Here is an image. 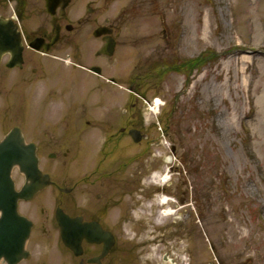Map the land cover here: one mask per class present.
Wrapping results in <instances>:
<instances>
[{"label": "rangeland", "instance_id": "374dc122", "mask_svg": "<svg viewBox=\"0 0 264 264\" xmlns=\"http://www.w3.org/2000/svg\"><path fill=\"white\" fill-rule=\"evenodd\" d=\"M120 2L132 18L112 68L139 94L122 90L120 78L105 95L86 94L91 79L74 73L73 96L86 120L100 113L118 119L121 112L129 120L139 111L147 139L123 143V156L105 159L97 153L101 142L70 140L67 158L50 160L52 150H43L41 167L67 177L99 161L126 166L127 174L140 170L133 212L127 221H113L123 228L113 264H169L165 255L174 264H264V0ZM15 94V109L8 107L0 120L19 119L25 131V103ZM155 99L162 105L153 113ZM165 174L167 182L157 185ZM12 179L20 189L23 176L14 170ZM160 197L170 200V217L158 212ZM44 198L39 193L35 200Z\"/></svg>", "mask_w": 264, "mask_h": 264}, {"label": "flooded vegetation", "instance_id": "af4514ba", "mask_svg": "<svg viewBox=\"0 0 264 264\" xmlns=\"http://www.w3.org/2000/svg\"><path fill=\"white\" fill-rule=\"evenodd\" d=\"M120 1L0 0V21L14 27L21 47L19 57L9 53L0 56V115L6 113L8 107L15 109L18 91L28 115L25 131L19 119L17 124H13V119H1V138L18 125L28 143L36 146L37 155L52 150L47 157L55 155L56 158L58 154L64 159L71 153L70 148L65 147L70 140L90 137L94 142H101L97 153L105 159L126 153L123 143H133L130 132L147 139L138 110L131 113L129 120L123 118L122 112L118 119L112 118L110 113H100L98 117L89 115L86 120L79 112L80 102L73 96L74 73L91 79L86 94L105 95L109 84L119 78L126 82V87L120 86L122 90L139 94L140 87L129 86L125 74H113L114 54L98 55L109 43L116 51L125 35V26L132 18ZM166 31L165 40L170 39ZM127 100L128 97L122 98L124 108ZM95 104L103 109L107 106L103 98H97ZM7 122L12 126L6 130ZM82 126L90 128L91 133L86 134ZM101 162L72 177L59 175L57 169L50 172L41 169L50 176L51 182L41 192L45 193V198L35 200L34 197L19 204V213L31 223L26 244L28 259L24 264H94L91 260L100 254L102 246L83 241L82 253L75 257L60 243L57 214L62 213L82 224H95L116 239L117 234L123 232L113 221L128 220L132 206L137 203L139 187L135 185L141 184L143 177L139 176L138 168H133L136 173L127 174L126 166H102ZM183 200L187 201V196ZM114 249L102 259V264H113ZM163 261L168 263V257L164 256Z\"/></svg>", "mask_w": 264, "mask_h": 264}, {"label": "water", "instance_id": "95a60500", "mask_svg": "<svg viewBox=\"0 0 264 264\" xmlns=\"http://www.w3.org/2000/svg\"><path fill=\"white\" fill-rule=\"evenodd\" d=\"M14 34L13 28L4 22L0 23V53L14 51L15 48L19 51L18 45L13 43ZM130 134L135 142L140 141V137ZM14 167H17L25 178V184L18 192L15 191L14 183L10 177ZM48 184V177L41 175L38 170V159L34 146L25 144L20 131L17 128L12 129L0 142V261L6 264H17L27 257L24 246L28 238L30 224L18 215L17 204L20 200L28 201ZM57 221L64 246L75 255L80 253L82 239L91 243H102L101 256L93 260L100 264V259L114 245V238L110 234H106L93 225L85 229L79 227L74 220L61 216L57 218Z\"/></svg>", "mask_w": 264, "mask_h": 264}, {"label": "bare ground", "instance_id": "6f19581e", "mask_svg": "<svg viewBox=\"0 0 264 264\" xmlns=\"http://www.w3.org/2000/svg\"><path fill=\"white\" fill-rule=\"evenodd\" d=\"M160 105H161V102H160V100H156L155 102H154V105L150 108V111H152L153 113H156L157 112V109H159V107H160ZM166 163H169V160L167 159L166 160ZM159 177V182L157 183L158 185L160 184H164L165 182H167V180H168V175L167 174H165V175H161V176H158ZM158 177L157 176H154V178L156 179H158ZM157 204L160 206V205H167V206H169V204H170V200L167 198V197H160V198H158L157 199ZM175 212L173 211V209H171V208H167V210L164 212V217H168V216H171V215H173Z\"/></svg>", "mask_w": 264, "mask_h": 264}, {"label": "trees", "instance_id": "16d2710c", "mask_svg": "<svg viewBox=\"0 0 264 264\" xmlns=\"http://www.w3.org/2000/svg\"><path fill=\"white\" fill-rule=\"evenodd\" d=\"M188 66H189V67L192 66V62H189V63H188Z\"/></svg>", "mask_w": 264, "mask_h": 264}]
</instances>
